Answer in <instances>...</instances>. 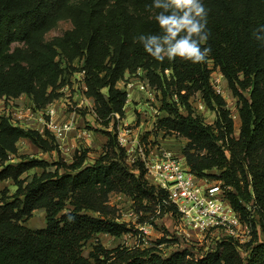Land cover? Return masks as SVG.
Listing matches in <instances>:
<instances>
[{
    "label": "trees",
    "instance_id": "1",
    "mask_svg": "<svg viewBox=\"0 0 264 264\" xmlns=\"http://www.w3.org/2000/svg\"><path fill=\"white\" fill-rule=\"evenodd\" d=\"M130 1L133 12L116 0H0V96L23 94L43 108L61 95L65 73L83 70L85 94L105 136L91 162L87 148L76 151L71 162L61 157L48 162L20 155L17 146L26 139L42 152L58 151L47 131L0 118V183L11 180L15 186L11 195L0 189V264H264V41L253 35L264 27V0H202L209 10L204 46L211 53L200 64L179 58L159 62L148 55L134 37L160 34L159 10L147 9L153 0ZM61 19H69L72 28L46 41V32ZM137 70L162 95L165 115L157 119L156 134L185 139L179 152L188 170L220 182L227 203L250 226L249 241L223 237L212 240L210 249L194 251L196 243L186 240L168 253L156 245L106 249L94 243L84 255V244L95 236L120 237L132 229L117 220L112 193L150 214L146 222L152 225L166 213L177 218L173 206L162 203L166 192L147 180L141 162L127 164L117 142L111 114L124 117L126 92L116 83ZM213 70L237 98L236 136L224 98L211 86ZM195 93L214 111L213 124L193 113ZM173 96L174 102L166 101ZM11 157L19 160L12 163ZM33 168L40 172L22 177ZM36 209L43 210L45 222L31 229L23 222ZM165 242L163 237L157 244Z\"/></svg>",
    "mask_w": 264,
    "mask_h": 264
},
{
    "label": "built area",
    "instance_id": "2",
    "mask_svg": "<svg viewBox=\"0 0 264 264\" xmlns=\"http://www.w3.org/2000/svg\"><path fill=\"white\" fill-rule=\"evenodd\" d=\"M165 73L168 74V71L165 70ZM77 75L80 76L81 86L85 91L84 71H78ZM223 80V76L217 70L211 72V86L220 95L224 89L221 83ZM123 90L126 92L124 111L134 90L146 94L150 99L158 92L150 85L141 70L129 74L124 81ZM192 98L194 95L190 97V102ZM197 104L198 109L205 107L201 98ZM91 107L92 114L97 118L93 104ZM59 108L58 99L43 108H35L23 94L16 98L0 96V118L6 117L13 125L33 128L41 134L47 131L55 141L63 139L65 133L74 128L72 119H56ZM111 118L112 122L116 123L117 142L124 148L126 160L132 164L141 162L147 180L166 192V198L162 203L172 205L175 209L180 229L188 237H184L185 240H190L189 233L192 232L200 235L201 239L211 234L217 240L230 237L239 244L250 240V226L241 221L227 203L219 181L208 182L206 179H198L188 170L181 154L177 155L169 149L144 141L143 136L131 130L129 124L123 121L124 117L121 118L119 114L112 113ZM84 134L86 135V132ZM158 213L159 210L156 211V214ZM150 227L151 223L148 222L137 226L135 235L137 244L134 246L146 244Z\"/></svg>",
    "mask_w": 264,
    "mask_h": 264
},
{
    "label": "rangeland",
    "instance_id": "3",
    "mask_svg": "<svg viewBox=\"0 0 264 264\" xmlns=\"http://www.w3.org/2000/svg\"><path fill=\"white\" fill-rule=\"evenodd\" d=\"M78 1L81 0H74V2ZM116 1L121 5H126L128 10L133 12L130 0ZM71 28L72 24L69 19H61L57 21L56 24L51 29H49V31L46 32L44 39L49 41L54 37L61 36L66 30ZM78 64L79 62H75V66H78ZM130 73L131 72H126L124 76L116 83L118 88L123 90L124 81ZM63 79L65 83L59 89L61 95L59 98H57L60 105V111L57 113L59 114L58 119H72L76 124V130H85V132H88L89 135L85 138H82L74 134L75 145L71 147L73 149L68 151V154L61 153L58 142V151L52 150L50 152H42L34 147L26 139H21L18 141V152L20 155L42 158L48 162H53L58 157H61L68 163L71 162V159L76 151L87 148L89 150L87 162H91L101 151V146L103 145L104 141V134L100 130L104 129V127L101 126L98 121H96V118L92 114L91 106L93 103L90 97L85 94V91L81 86L82 80L80 76L77 75V72H67L64 74ZM221 83L224 82L221 81ZM223 86L224 89L221 96L224 98L225 104L231 112L234 124V135L236 136L238 134L240 123L236 110L237 98L232 94L225 83ZM197 94H194V98H192L191 101L193 113L199 115L204 123L213 124L215 116L214 111L205 107L203 109H198L197 102L200 99V95L199 93ZM161 97L162 95L157 92L150 99L146 94L134 90L131 94L129 102L126 105L125 109L128 110L124 115L123 121L128 123L131 130L134 132H138L142 136L145 135L143 137L144 141H150V143L153 145H159L179 155V151L184 145L185 139L174 133L164 134L163 131H158L156 134L155 124H157V119L159 116L165 115V112L160 110ZM21 99L23 100V97ZM173 100H176L175 96H173V98L168 97L166 101L174 102ZM18 160V158L11 157L10 162L16 163ZM126 162L130 166L132 165L130 161L126 160ZM38 172H40V169L33 168L23 173L22 177L28 180L34 173ZM4 188L7 189V195H11L14 192L15 186L12 184L11 180H4L0 183V189ZM109 203L116 209L115 214L117 216V220L125 222L129 227H132V229L130 232L123 234L120 237H113L108 234H100L95 236L84 244V255H87L92 244L94 243H99L106 249H112L118 245L128 247L134 246L137 244V239L135 237L137 226L146 222L151 216L150 214H144L142 210L137 211V209L132 206L131 200L119 193L110 194ZM44 222L45 219L43 210L36 209L33 211L31 217L25 220L23 224L28 228L36 229L43 227ZM155 224L156 225L151 224L148 236H146V244L143 246L156 245L160 251L168 253L175 248L180 247V241L182 242V245L187 244L186 240L184 239L186 236L181 231L178 220L173 218L170 214L166 213L161 217H157V219H155ZM163 237L167 238L168 242L157 244V241ZM189 238V242L192 241L196 243H189L193 244L192 247L194 248V251L210 249L211 243L217 240L215 236L211 234L204 239H201L200 235H197L195 232L189 233Z\"/></svg>",
    "mask_w": 264,
    "mask_h": 264
},
{
    "label": "clouds",
    "instance_id": "4",
    "mask_svg": "<svg viewBox=\"0 0 264 264\" xmlns=\"http://www.w3.org/2000/svg\"><path fill=\"white\" fill-rule=\"evenodd\" d=\"M149 11L158 9L155 15L160 34H140L134 42L143 46L144 51L159 62L177 58L193 64L205 63L211 53L206 45L209 39L206 9L202 0H153L146 6ZM257 40L264 41V27L253 33ZM69 220L74 217L69 216Z\"/></svg>",
    "mask_w": 264,
    "mask_h": 264
},
{
    "label": "crops",
    "instance_id": "5",
    "mask_svg": "<svg viewBox=\"0 0 264 264\" xmlns=\"http://www.w3.org/2000/svg\"><path fill=\"white\" fill-rule=\"evenodd\" d=\"M127 110L128 109H125V114H126ZM58 116H59V114H57L56 119H58ZM60 120H62V119H60ZM84 133H85V130H81V131L80 130H76V124L74 123V128L72 130L66 132L63 139H61L59 141H56V143L58 142V146L60 147L61 153L62 154H68V151H70V150L73 149L71 147L73 145H75V137H74V134H76L77 136H80L82 138H85V137H87L89 135L88 132H86V135ZM104 142H105V136H104L103 144H104ZM101 149H102V146H101Z\"/></svg>",
    "mask_w": 264,
    "mask_h": 264
}]
</instances>
